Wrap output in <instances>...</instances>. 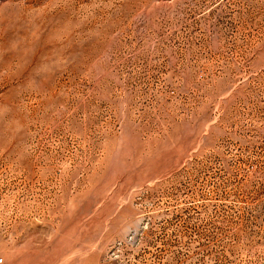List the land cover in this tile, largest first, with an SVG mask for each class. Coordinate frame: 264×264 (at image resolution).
<instances>
[{
	"label": "rangeland",
	"instance_id": "1",
	"mask_svg": "<svg viewBox=\"0 0 264 264\" xmlns=\"http://www.w3.org/2000/svg\"><path fill=\"white\" fill-rule=\"evenodd\" d=\"M0 264H264V0H0Z\"/></svg>",
	"mask_w": 264,
	"mask_h": 264
},
{
	"label": "built area",
	"instance_id": "2",
	"mask_svg": "<svg viewBox=\"0 0 264 264\" xmlns=\"http://www.w3.org/2000/svg\"><path fill=\"white\" fill-rule=\"evenodd\" d=\"M2 262H3V260L1 259V260H0V263H2Z\"/></svg>",
	"mask_w": 264,
	"mask_h": 264
}]
</instances>
